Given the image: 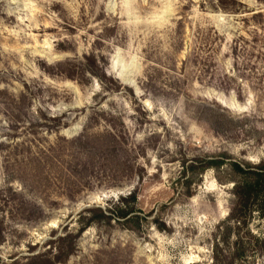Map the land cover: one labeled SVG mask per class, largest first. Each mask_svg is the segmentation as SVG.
<instances>
[{
  "label": "rangeland",
  "instance_id": "obj_1",
  "mask_svg": "<svg viewBox=\"0 0 264 264\" xmlns=\"http://www.w3.org/2000/svg\"><path fill=\"white\" fill-rule=\"evenodd\" d=\"M204 157L264 158V0H0V264H264Z\"/></svg>",
  "mask_w": 264,
  "mask_h": 264
},
{
  "label": "trees",
  "instance_id": "obj_2",
  "mask_svg": "<svg viewBox=\"0 0 264 264\" xmlns=\"http://www.w3.org/2000/svg\"><path fill=\"white\" fill-rule=\"evenodd\" d=\"M86 57V70H89V72L93 75L100 76L103 80L107 79V73H105L104 68L100 66L98 61L95 59L96 57L93 55H87ZM65 64L67 68L71 69V61H67ZM54 68L56 67L53 66L51 70ZM199 161L200 164H192V162H190L187 166L183 167V174L190 171L192 168L198 169V171H200L199 173H203L209 167L219 169L222 164L225 163L223 158L209 159L208 157H204V159H200ZM196 165L198 167H196ZM225 165L228 166V169L233 174L238 176V179H232V182H234L232 192L234 194L235 201L228 215V219L231 220V222H236L237 224H244L246 223L248 216L255 210L262 211V214L264 215V158L259 164L255 165H251L249 163L244 164L237 161H229L225 163ZM136 199L137 196L134 191L130 193L128 197H121L119 202L123 206H116L117 210H119V212H117L118 217L126 218L128 215L134 213L135 208L130 207L129 202L134 203L136 202ZM85 210L93 213L98 211L100 213V217L113 216L114 210L116 211V209L112 210L111 208L105 210L101 208H88ZM135 218H137V216L132 214L129 218H127L128 220H126V222H132ZM93 222L94 220L88 218V221L79 232H83V229L86 226L91 225ZM76 237L77 235L74 236V238L71 237L69 241H67L69 238L67 235L60 237L57 241V246H55L56 251H54V254L50 255V257H48V254L46 253L43 255L33 256L26 264H31L30 262L32 260H35V262H37L36 264H59L61 262H65L75 251ZM14 264L18 263L15 262Z\"/></svg>",
  "mask_w": 264,
  "mask_h": 264
}]
</instances>
